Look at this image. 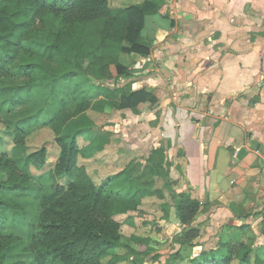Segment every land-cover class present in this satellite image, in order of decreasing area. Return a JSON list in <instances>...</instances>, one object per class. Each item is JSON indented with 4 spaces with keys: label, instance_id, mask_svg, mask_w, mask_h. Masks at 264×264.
I'll return each mask as SVG.
<instances>
[{
    "label": "trees",
    "instance_id": "16d2710c",
    "mask_svg": "<svg viewBox=\"0 0 264 264\" xmlns=\"http://www.w3.org/2000/svg\"><path fill=\"white\" fill-rule=\"evenodd\" d=\"M156 7L157 0L123 9L112 8L111 0H0V95L13 91L16 95L21 87L37 90L30 102L40 108L54 107L50 120L40 125L53 131L60 148L57 164L45 173L50 188L40 189V215L27 247L34 264H117L125 260L116 255L123 246L122 224L117 218L140 212L145 199L164 200L171 195L155 186L124 193L126 187L140 182L134 168L97 183L79 165L80 155H86L92 144L97 146L88 153L90 157L104 152L113 135L95 129L89 111L137 113L142 104L157 102L146 90L134 92L131 84L121 85V80L132 77V56L150 55L139 41L145 19ZM34 38L46 41L51 58L53 55L64 69L61 75H55L53 67L45 66L47 60L41 61L36 55V47L29 43ZM30 48L34 51L27 57ZM123 56L129 57L128 64L122 62ZM61 86L67 87V93L60 90ZM12 99L10 110L26 101L19 95ZM0 124L13 144L8 150L7 139L0 138V264H19L12 259L22 241L7 233V223L9 215L26 212L12 196L30 192L32 180H44L43 175L34 176L31 170L41 172L47 167L48 150L43 147L29 152L28 138L34 130L12 125L1 115ZM79 138L88 145L80 147ZM18 152L25 157L22 169L17 164ZM148 160L152 180L158 177L175 184L164 146L153 150ZM63 179L69 181L67 186L61 185ZM178 198L177 215L187 229L179 243L198 248L195 242L200 229L196 221L204 209L187 194L180 193ZM223 247L226 250L221 255L214 249L200 248L198 255L183 258L182 264H264V245L240 243L234 249L224 243Z\"/></svg>",
    "mask_w": 264,
    "mask_h": 264
},
{
    "label": "crops",
    "instance_id": "0c3cea01",
    "mask_svg": "<svg viewBox=\"0 0 264 264\" xmlns=\"http://www.w3.org/2000/svg\"><path fill=\"white\" fill-rule=\"evenodd\" d=\"M144 2L111 0V7ZM157 2L139 41L150 55H133L132 77L121 80V85L131 84L134 92L152 93L157 102L142 104L137 113L115 110L110 125L102 129L113 134L111 144L96 156L107 161L115 174L125 162L142 155L149 158L164 146L175 184L155 177V188L176 190L178 197L184 193L201 203L204 211L196 221L200 237L195 243L215 250L225 243L228 231L219 230L224 224L235 228L233 221L247 216L264 220V0ZM36 91L21 87L16 95L14 91L0 95L3 119L26 130L49 121L54 107L31 104ZM17 95L25 104L10 110ZM242 149L247 154L238 160ZM108 168H98L103 176L96 177L97 183L108 177L104 176ZM166 203L159 210L162 230L155 234L162 242L166 235L170 241L174 233L186 229L178 218L177 203L171 208L175 222L167 217L169 200ZM147 204L149 199L140 212L125 216L132 236L142 233L141 216L136 214L146 211ZM172 244L176 250L171 253L186 248L179 242Z\"/></svg>",
    "mask_w": 264,
    "mask_h": 264
},
{
    "label": "rangeland",
    "instance_id": "374dc122",
    "mask_svg": "<svg viewBox=\"0 0 264 264\" xmlns=\"http://www.w3.org/2000/svg\"><path fill=\"white\" fill-rule=\"evenodd\" d=\"M144 33L146 34V31ZM29 43H32V45L36 47V55L41 59V61L47 60V64L45 66H48L49 68L53 67L55 69V75H61L63 73V67H61L60 64L53 59V55L51 58V54L47 49L46 41L41 40L39 38H34ZM28 47H30V45H28ZM30 51L32 52L30 53V55H27V57H30L34 50L30 48ZM128 60L129 57H122V62L128 64ZM41 66L45 67L44 65ZM83 66H86V62L83 63ZM45 68L48 70L47 67ZM16 79L18 81L22 80L21 78ZM60 90H62L63 93H67V87L61 86ZM30 101L32 102V98L30 99ZM31 104L37 106L36 103ZM145 107H143L142 110H144ZM114 113H117L115 112V109H107L105 113L89 111L88 115L92 119L95 129L102 130L104 126L110 125L109 121L115 117L113 115ZM32 130H34V132L28 138V146L30 147L29 152H36L45 147L48 150V165L41 172L35 171L33 168L31 170V173L34 176L41 177L43 175L44 180L38 181L34 179L31 182L32 190L30 192L25 194H14L12 196L18 203H20V205L26 212V214L9 215V220L7 223V233L19 237L22 241L18 250L15 253L14 258L12 259V263L19 264H34V258L27 251V247L31 243L33 227L35 226L40 215V189L41 187L47 189L50 188L51 181L49 179V176L45 173L48 172L50 169L54 168V166L58 162L60 155V148L56 143V135L51 129L43 127L41 128V125H39L34 129H28V131ZM66 136L69 135L66 134ZM2 137L7 139V148L8 150H11L13 148L12 139L9 135L7 136L4 133V127L0 124V138ZM78 143L82 148L88 145L87 141L83 138H79ZM95 146H97V144H92L90 150L86 151V155H80L79 165L84 166L87 171L93 176V178H95V180L96 177L99 179L101 176H103L99 173L100 170H98V168L102 167L103 165L109 167L107 170L108 173L104 174V176L110 177L117 174H113L114 170L110 167V164H108L107 161L101 162L103 161L101 160L102 158H97L100 153L95 156L96 159H94L95 157L93 158L88 156L89 152L91 153L95 150ZM109 157L110 154H107L105 156V158ZM24 158V155H22L20 152L16 154L17 164L20 169L23 168L21 162L24 160ZM148 159L149 158H146L145 155H142L138 158L136 157L135 160L131 159L129 161L127 160L128 162H125L124 165L126 166L122 170L128 169L129 167L134 168V174L139 176L140 182L135 187H126L124 193L133 194L139 189H148L155 186V180H152L151 178V164ZM116 162L117 160L114 159V163ZM98 173L99 175H97ZM60 183L63 186H67L69 181L67 179H63L60 181ZM170 194V197L167 194V197L164 200H160L156 197L148 198L149 204L145 206V209L146 207H148L147 210H143V213H140L141 215L136 214L137 217L141 216L139 217L140 220L138 221V227L139 229H143L142 233L139 236H132L133 234L130 228L127 227V218H125V216H120L117 218V220L122 224L123 246L116 251V255L124 257L125 259L119 261L117 264H182L183 258L193 257L200 253V248L192 249L188 247L185 248V250H180V252L171 253L172 251L176 250V248L173 247L172 243L174 242L176 244L177 242H179V240L185 234V231L187 229L182 230V232H179L178 234L174 233L173 236H171L173 237L171 238L173 241L171 239L170 241H168L169 236L167 235L165 237L164 242H162V240L157 239L158 237L155 234H158V231L161 232L162 230L159 227V221H161V218H159V210L160 207L162 208V205L168 200L169 204L166 207L168 213L167 217L170 218V220H172L173 222H175V214H173V216L171 217V208L175 206V203L178 200V192L176 190H172ZM154 199H156V202L152 204L151 201H153ZM160 202L162 204L161 206H159ZM232 224L233 226H236L233 229L228 228V224H224V226L219 229L228 231L227 236L224 238V241L230 247L236 249L240 243H245L248 246L264 245V220L254 221L251 220L250 216H247L243 219H235ZM214 242L217 241L215 240ZM152 243L154 244V246H149V244ZM150 247L153 249V252L149 249ZM207 249L209 248L207 247ZM224 250H226V248L223 247V244H219V248L213 251H215L217 255H221ZM108 260L109 258L105 259L104 262L106 263Z\"/></svg>",
    "mask_w": 264,
    "mask_h": 264
},
{
    "label": "water",
    "instance_id": "95a60500",
    "mask_svg": "<svg viewBox=\"0 0 264 264\" xmlns=\"http://www.w3.org/2000/svg\"><path fill=\"white\" fill-rule=\"evenodd\" d=\"M246 154H247L246 150H245V149H242V150L239 152V154H238V156H237V159H238V160L242 159Z\"/></svg>",
    "mask_w": 264,
    "mask_h": 264
}]
</instances>
